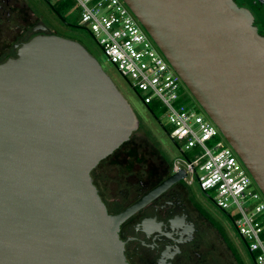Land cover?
Listing matches in <instances>:
<instances>
[{"label":"water","instance_id":"obj_1","mask_svg":"<svg viewBox=\"0 0 264 264\" xmlns=\"http://www.w3.org/2000/svg\"><path fill=\"white\" fill-rule=\"evenodd\" d=\"M124 1L264 194V36L251 14L234 0ZM16 47L0 62V264H129L121 224L186 172L109 213L92 171L137 114L80 42L43 32Z\"/></svg>","mask_w":264,"mask_h":264},{"label":"built area","instance_id":"obj_2","mask_svg":"<svg viewBox=\"0 0 264 264\" xmlns=\"http://www.w3.org/2000/svg\"><path fill=\"white\" fill-rule=\"evenodd\" d=\"M109 61L130 78L147 105L157 102L168 116L170 137L182 143L183 158L172 173L186 172L189 186L198 182L215 195L223 210L233 209L234 223L256 264H264V194L221 133L182 94L184 82L124 0H73ZM196 180V181H195Z\"/></svg>","mask_w":264,"mask_h":264},{"label":"rangeland","instance_id":"obj_3","mask_svg":"<svg viewBox=\"0 0 264 264\" xmlns=\"http://www.w3.org/2000/svg\"><path fill=\"white\" fill-rule=\"evenodd\" d=\"M49 1L53 5L57 0ZM0 6H2L0 9V59L11 55L14 52V46L24 41L30 31L32 34L35 26L42 24L43 28L45 27L50 33L83 44L99 61L137 114L140 121L139 129L128 142L103 160L95 170L94 174L107 175L106 182H101L102 191L107 197L110 186L115 188L113 190L115 195L121 196V190L128 180L143 179L152 186L162 179L167 171L172 172L173 162L184 157L181 152L184 146L182 143L177 144L170 137L172 124L168 116L161 106L152 113L144 103L141 92L136 91L132 86L130 78L125 77L109 61L89 27L80 22V12L76 3L75 6L64 11V15L73 24L71 27L59 18L47 0H0ZM182 94L189 106L198 108L200 113L206 115L185 84ZM188 187L195 200L200 202L211 218L222 226L220 231L212 226V223L210 227L207 226L213 259L218 264H236L229 249V246L234 245L238 249L243 264H255L247 244L234 223L235 211L232 208L223 210L218 207L215 203V195L209 191L204 192L198 182Z\"/></svg>","mask_w":264,"mask_h":264},{"label":"flooded vegetation","instance_id":"obj_4","mask_svg":"<svg viewBox=\"0 0 264 264\" xmlns=\"http://www.w3.org/2000/svg\"><path fill=\"white\" fill-rule=\"evenodd\" d=\"M234 1L251 14L253 24L264 36V0ZM69 23L71 22L67 21L65 24L71 27ZM33 31L19 45L34 35L49 32L47 29L43 30L42 24L35 26ZM14 48V52L6 57L4 55L5 58H1L0 62L14 57L16 45ZM96 168L92 171V178L111 214H118L135 204L173 174L167 171L152 186L143 179L128 180L121 190V196L115 195V188L110 186L107 197L101 186V182H106L107 175L94 174ZM211 223L218 231L221 230L222 226L195 200L190 188L182 180L171 185L125 220L120 226L119 235L125 243V256L129 264H218L213 259L208 240L207 226L210 227ZM229 249L236 264H243L238 249L234 245L229 246Z\"/></svg>","mask_w":264,"mask_h":264},{"label":"trees","instance_id":"obj_5","mask_svg":"<svg viewBox=\"0 0 264 264\" xmlns=\"http://www.w3.org/2000/svg\"><path fill=\"white\" fill-rule=\"evenodd\" d=\"M55 9L64 17L65 20H68V18L64 15V11L68 9L69 7L75 6V3L73 0H57L55 4H53ZM149 107V110L154 113L156 108L158 107L157 102H152L147 104Z\"/></svg>","mask_w":264,"mask_h":264}]
</instances>
